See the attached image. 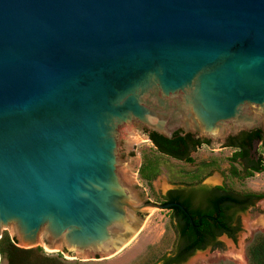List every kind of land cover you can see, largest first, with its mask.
Listing matches in <instances>:
<instances>
[{"label":"water","instance_id":"1","mask_svg":"<svg viewBox=\"0 0 264 264\" xmlns=\"http://www.w3.org/2000/svg\"><path fill=\"white\" fill-rule=\"evenodd\" d=\"M142 129L264 137V0H0V229L19 248L109 258L171 207L120 169Z\"/></svg>","mask_w":264,"mask_h":264},{"label":"rangeland","instance_id":"2","mask_svg":"<svg viewBox=\"0 0 264 264\" xmlns=\"http://www.w3.org/2000/svg\"><path fill=\"white\" fill-rule=\"evenodd\" d=\"M217 150L203 146L191 154L193 163L185 164L157 152L145 132H133L123 142L120 169L141 187L146 199L151 201L158 200L156 192H164L167 183L213 184L220 183V176L238 193L263 195L252 206L238 212L239 230L234 239L222 236L218 239V248L206 247L179 264H251L249 245L256 234L264 235V173H254L245 178L238 164L230 165L231 150ZM229 166H233L240 177L232 176ZM169 214L166 210L153 209L131 242L109 258L65 257L59 251L49 252L41 245L24 250H40V255L58 261L54 264H162V259L171 256L179 242L175 223L170 220ZM3 236L7 235L0 229V239ZM38 261V258H33L31 264L40 263ZM0 264H8L2 255Z\"/></svg>","mask_w":264,"mask_h":264},{"label":"flooded vegetation","instance_id":"3","mask_svg":"<svg viewBox=\"0 0 264 264\" xmlns=\"http://www.w3.org/2000/svg\"><path fill=\"white\" fill-rule=\"evenodd\" d=\"M146 132L149 139V135L154 132ZM179 131V130H177ZM175 131V132H177ZM256 131L261 133L262 139H255ZM173 132V133H175ZM185 138L184 144L180 145L178 148L173 149L172 154L162 153L153 144L157 152L165 157L170 158L173 161L192 164L193 154L199 148L205 146L209 148L211 141L207 138L200 137L192 134H179ZM264 137L259 129H251L249 131H239L235 135L228 136L218 148V152L222 149H230L231 156L229 157L230 165L238 164L242 171V176L245 178L250 177L248 174L256 167V162L261 161L264 163V148H263ZM262 150L261 151H259ZM237 153H240L238 157L235 158L234 162L230 159ZM191 160V162L188 161ZM258 166V165H257ZM230 174L235 177H240L238 172L233 166H229ZM228 169V170H229ZM256 173V172H254ZM262 173V172H261ZM220 183L204 184L203 182L194 183H167V188L162 191H157L158 200L151 201L146 199L144 202H151L159 205L173 204L166 210L170 212L169 218L175 223V229L177 232V238L179 240L175 251L171 256H167L162 259V264L168 259L183 258L185 256H190L189 251L185 250V244L182 238V232L186 228V223L193 225L194 223L202 224L208 223L213 225L217 222L225 221L227 226L234 230L233 236L230 237L227 233L218 232L217 228L211 227L206 233L207 236L204 240L206 247H215L217 244L220 245L218 239L225 236L229 239H234L236 232L239 230V223L237 220V214L240 211H244L248 207L252 206L256 201L262 199H255L252 195H262L258 193H238L233 190L231 186L224 182V179L220 176ZM181 206L183 209L177 207ZM204 248V249H205ZM195 250L192 252L195 253Z\"/></svg>","mask_w":264,"mask_h":264},{"label":"trees","instance_id":"4","mask_svg":"<svg viewBox=\"0 0 264 264\" xmlns=\"http://www.w3.org/2000/svg\"><path fill=\"white\" fill-rule=\"evenodd\" d=\"M181 131H177L172 134L171 139H165L156 133H151L149 139L154 143V145L162 153L172 154L173 149L178 148L180 145L184 144L185 138L180 136ZM255 139H262L261 133L256 131ZM264 148V141H263ZM173 155V154H172ZM240 153L235 154L230 161L234 162L235 158L238 157ZM191 162L190 159H188ZM256 167L248 174L252 176L254 172L261 173L264 172V163L258 161L255 163ZM258 165V166H257ZM255 199H260L263 195H252ZM217 228L218 232L227 233L230 237L233 236L234 230L230 229L225 221L214 223L213 225L208 223H186V228L182 232V238L185 244V250L189 251L188 255H191L195 250L204 249L206 243L204 242L207 231L211 228ZM13 240V241H12ZM10 240L7 236H3L0 239V255L7 259L8 264H31L33 263V258H38L40 263L38 264H54L58 263L57 260L53 258H48L39 254L40 250H24L15 246V239ZM217 244L215 247H218ZM38 253V254H37ZM248 256L251 264H264V235L256 234L253 241L248 248ZM188 256L181 259H168L164 264H179L183 262Z\"/></svg>","mask_w":264,"mask_h":264},{"label":"bare ground","instance_id":"5","mask_svg":"<svg viewBox=\"0 0 264 264\" xmlns=\"http://www.w3.org/2000/svg\"><path fill=\"white\" fill-rule=\"evenodd\" d=\"M47 251H49V250H47ZM49 252H51V251H49Z\"/></svg>","mask_w":264,"mask_h":264}]
</instances>
